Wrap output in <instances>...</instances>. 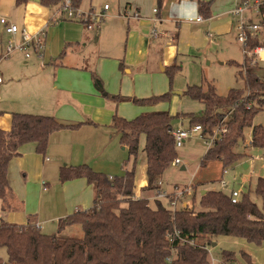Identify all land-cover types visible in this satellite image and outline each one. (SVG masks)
Listing matches in <instances>:
<instances>
[{"label":"trees","instance_id":"trees-1","mask_svg":"<svg viewBox=\"0 0 264 264\" xmlns=\"http://www.w3.org/2000/svg\"><path fill=\"white\" fill-rule=\"evenodd\" d=\"M30 0H15L22 5ZM82 0H73L78 7ZM52 8L62 0H39ZM211 1H199V12L206 18L211 16ZM264 11V7L262 8ZM264 44L260 38L252 39L248 47L253 49ZM233 62V61H232ZM238 73L245 82L243 87L229 88L220 95L210 83L189 85L188 94L204 105L203 114L150 111L127 119L115 114L108 128L120 134L119 140L132 157L130 169L123 174L110 177L95 170L87 163L65 165L60 170L59 180L84 177L95 189L94 205L87 210H77L59 220V234L43 233L37 225L28 222L17 224L0 221V248L7 253V260L0 264H210L207 244L221 236L243 238L247 242L261 245L264 242V178L260 177L255 193L261 198L258 204L249 193H240L237 202L221 190H208L201 194L200 209L180 199L181 206L173 209L160 198L153 204L146 197H135L136 160L140 136L145 135L147 185L145 190H161V176L177 157L176 141L172 135V120L176 116H191L190 124H200L204 137L215 134V128L226 123L224 132L216 131V137L201 160L206 165L210 160L222 161L224 170L245 157L235 150L243 130L252 126V145L264 149V124L252 125V119L264 110V77L259 64L252 66L246 59L237 64ZM170 82L180 66L168 67ZM93 79L102 88L97 74ZM250 91L247 94V91ZM106 96L117 102L131 100L139 105H154L169 99L170 92L149 97ZM228 121H223L231 111ZM92 121L68 122L54 115L28 112H13L8 130L0 128V198L6 204L13 196L8 181L9 161L20 154L19 148L27 142H35L39 152H45L51 134L61 129L78 130ZM193 202L195 195H193ZM80 225L82 237L62 236L60 231L70 225ZM175 232H178L176 234ZM208 239L203 244L198 239ZM184 239L185 241H181ZM250 262V255L242 251ZM224 263L235 261V253L223 250Z\"/></svg>","mask_w":264,"mask_h":264},{"label":"rangeland","instance_id":"rangeland-1","mask_svg":"<svg viewBox=\"0 0 264 264\" xmlns=\"http://www.w3.org/2000/svg\"><path fill=\"white\" fill-rule=\"evenodd\" d=\"M210 1L212 16H218L212 18L210 21L206 20L203 24L198 25L187 16L189 12H186V14L184 13L186 17L183 18L186 20L188 19V23L185 24L188 27L187 38L185 43L180 46H182V50H187V44H190L189 46H192V48L186 54L177 55V59L174 62L180 66V71L175 73L172 82H170L168 71V67H170L172 63H165L161 51L155 54L151 53L150 57L147 59H141L137 51H132V53H129V55L127 54L125 57V50H123V53L119 54L115 53L114 49L112 50V44H114V40L117 38L116 28L124 22H128L127 17L126 19L123 18L122 0H82L79 7L80 11H89L91 9L94 14H101V12H104L98 23L99 26H94L92 29H89L78 19L69 18L59 20L58 22L52 21L47 28H45V36H42V48L40 52H37L31 45L28 46L26 50L15 49L13 52L7 53L6 48L8 42L12 40L14 42L13 44L16 45L19 38L14 34L7 33L5 26L0 22V73L3 76V82L0 83V103L9 102L11 100L10 96L13 93L24 89L23 86L14 80L23 78L26 79L28 83H31V80L37 81L39 77L36 78L33 77V75L39 72L38 67L42 63L50 65L53 58H57L58 61H63L65 64L69 61H79L80 58L70 55V53L74 54V52L69 49L68 43L73 34H84L87 32L90 38L92 37L87 41L84 47V53H86L87 56H91V59L88 60L89 64L97 59V57L95 56V58L93 55L98 50L110 54L109 57H103V59L97 60V62L102 60L104 64L102 74L96 71L102 79L106 92L137 97L170 92L168 100L154 105H139L124 100L120 102L118 106H115L110 98L101 94L100 99L106 103L107 107L113 109V111L115 107H125L126 110L123 113L117 112V114L124 115L126 118H134L138 114L150 111H169L172 115H176L177 113H193L194 117L201 116L203 114L204 105L188 94L187 88L189 85L196 84L207 87L212 83L220 95L227 94L231 87H243L245 85L244 80L238 73L240 67H238L237 64L244 63L245 55L242 51V45L237 40L236 28L221 35H218V31L213 28L215 25L219 27L225 26V19L228 16H223L222 14L226 13L231 7L233 8L235 0ZM148 2H151L152 6H148ZM144 3V6H146L145 10L148 11L146 16L149 17L152 22L151 34L149 35L152 38L154 35L153 32L157 33L159 32L158 29H160V22L156 13L159 3L157 0H155V2L154 0H144ZM104 4H108L110 10L103 11ZM11 6L15 8L14 5ZM42 6L44 8L46 7L44 5ZM172 12L175 15L180 14L179 10H172ZM111 14L115 15V18L110 17ZM120 14H122V16H120ZM197 14L198 12L196 11L194 15L197 16ZM1 18H6L8 21L13 22V16H9L0 9V19ZM132 19H129L131 24L134 22ZM68 22L73 25H78V28H69L66 26ZM182 25H184V23ZM169 26L170 31L178 28L175 19L171 21ZM198 28H202L197 35V37L203 41L200 46L195 45L196 41L194 42L192 40L191 35L195 33ZM163 30L165 29H160V31ZM209 33H212L213 37L208 38ZM126 34L128 33L126 29H124L123 38L126 37ZM25 52L29 53V57L26 56ZM122 59L125 66H121L120 64ZM123 67L130 69V72L127 73ZM259 67V73L264 77V60L259 62ZM94 68H96V65ZM162 68H165V70H162ZM92 87L96 88L95 84ZM178 91H180L181 94H177L176 92ZM249 93L250 91L248 90L247 94ZM85 112L84 110L79 111L76 118L68 119L80 120L88 118L95 121L94 123L98 125L111 120H95ZM231 112L232 110L227 112L223 121L226 122L230 120ZM190 119L191 116H176L172 120L173 127L188 128L192 125L190 124ZM257 124H264V110L257 113L254 119H252V125ZM225 125L226 123H223L220 126L221 128H215V133L216 131H222L223 127H226ZM252 130V126L245 127L243 130V137L237 141L235 146V150L245 153V157L228 166L225 171V167L219 159L210 160L206 165L201 164L203 155L209 147L208 143H210V138L215 134L210 136V138L201 137V132L190 134L183 145L176 148V158H178L181 163L176 164L173 161L162 174L161 192L164 191L170 194L178 189L190 186V192L185 195L183 201L184 203H189L191 206H194L195 209H200L201 206V189L207 191L221 190L225 193H229L231 189H235L240 193H249L258 204H261V198L255 193V186L258 178H264V149L252 145ZM63 133L64 132L59 135ZM53 135L54 134H51L49 138L47 149H49ZM63 140L64 136L62 138V143ZM78 140L79 147L82 145L83 149L84 147L90 149V157L94 156V159L89 157L88 163L91 164L94 162V165H91L95 169L105 171L109 175L121 174L125 168L127 166L129 167L132 163V157H130L127 149H124L115 137L109 138L104 135L100 136V134L96 132L87 139L80 136ZM144 145L145 135L142 134L140 136L136 160L137 181H141L143 174H145V171L143 172L145 168L144 159L146 158L143 150ZM60 148L59 153L65 159L62 163L64 164L69 160L70 145H68L67 148L61 145ZM99 155H104L105 157L98 161ZM46 157L52 158V154L48 152L46 153ZM222 180L227 182L226 187L221 186ZM158 193V190H149L140 192V195L148 197L150 203L153 204L156 198H160ZM193 195H195L194 202L192 198ZM134 196L137 197L136 194H134ZM161 200L166 206L170 207L168 196L161 197ZM52 203H54V201L51 196L44 198V209L45 212L48 213V216L54 214L50 206ZM181 205V201L178 200L177 207ZM43 229L42 231L44 233L59 234L58 221H47ZM71 229V226L65 227L60 231V234L62 236L71 235V231H74L73 235H78L83 232L82 228H78V230ZM204 242H208V239L201 238L196 241V243L199 244H203ZM214 242L216 245L213 244ZM207 248L210 264H221L223 250L235 253L236 260L234 262L236 264H250L242 255V251L250 255L251 264H264V242L261 245H256L247 242L243 238L221 236L213 240L210 244H207ZM0 258L4 262L7 260V253L4 248H0Z\"/></svg>","mask_w":264,"mask_h":264},{"label":"crops","instance_id":"crops-1","mask_svg":"<svg viewBox=\"0 0 264 264\" xmlns=\"http://www.w3.org/2000/svg\"><path fill=\"white\" fill-rule=\"evenodd\" d=\"M157 1L159 5L156 13L160 22L159 26L160 29L162 28L165 30L160 31V29H158L159 32H153V37L156 38H151L149 35L151 34L152 22L150 18L146 16L148 11L145 10L146 6H144V0H122V14H124L123 18L126 19L127 17L128 22H124L116 28L117 38H115L114 44H112V50L114 49L115 53H123V50H125L124 55L126 57L127 54L129 55V53H132V51H137V54L141 59H147L150 57L151 53L155 54L161 51L162 55L164 56L165 63L167 62L169 64H173V62L177 59V55L186 54L192 48V46H189L190 44H187V50H182V46H180L181 44L185 43L187 38L188 27L185 24L188 23V19L186 20L183 18L186 17V12H189L187 16H189L192 21L198 25L203 24L206 20L210 21L212 18L217 16H212L211 14L209 18H206L203 15L202 20L198 21L197 17L202 16L199 12L200 0ZM235 4L236 1H234L233 7ZM11 5H14L15 8ZM42 5L39 1L34 0H30L29 2L22 5H17L15 0H0V9L9 16H13V23L18 24L21 27H27L31 33H36L39 30H44L45 32V28H47V26L52 21L58 22L59 20L66 19L64 13H62L63 10L61 4L52 8L47 6L44 8ZM147 5L152 6V3L148 2ZM79 7L80 4L78 9ZM231 9L232 7L228 9L226 13L222 14L223 16H228L225 19L226 22L224 27H219L217 25L213 26V28L218 31V35L227 33L228 31H231V29L236 28V18L230 15ZM172 10H179L180 14L175 15ZM196 11L198 12L197 16L194 15ZM83 12L93 11L90 9L89 11L84 10ZM122 14H120V16H122ZM110 17L115 18V15L111 14ZM129 19L134 20V22L131 24ZM174 19L178 28L170 31L169 24L171 21H174ZM81 23L86 26L84 22L81 21ZM183 23L184 25H182ZM66 26L69 28H78V25H73L70 22L66 23ZM124 29H126V32L129 34H126L125 38H123ZM201 29L202 28H198L195 33L191 34L192 40L194 42L196 41V46H200L203 42L197 37ZM16 36L20 38V35ZM210 37H213L212 33L208 34V38ZM91 38L87 32L84 34H73L72 38H70L68 46L69 49L74 52V54H71L69 50L68 52L70 55L80 58L79 61H69L65 64L63 61H58L57 58H53V61L50 63V65H45V63H42L38 67L39 72L33 75V77H39L37 81L31 80V83H28L27 80L23 78L14 80L23 86L24 89L22 91H16L13 93L10 96L11 100L9 102L0 103V128L5 130L10 129L13 112L54 115L63 121L68 122L93 121L88 118L80 120L68 119L76 118V115H78L79 111L83 110L95 120L99 121H108L109 119L112 120L113 116L117 114V112L123 113L126 110L125 107H115L113 111V109L107 107L106 103L100 99L101 94L105 95L103 93L105 88L103 83L102 88L96 85L95 80L93 79V74L95 73L98 76V72L102 74V68L104 65L103 61L100 60L97 62V60L103 59V57H109L110 54L98 50L93 55L94 57L96 56L97 59L89 64L88 60L91 59V56H87V54L84 53V47L86 46L87 41H89ZM120 64L121 66H125L123 59L120 61ZM95 65L96 68H94ZM124 69L127 73L130 72V69H127L126 67ZM162 70H165V68H162ZM99 78L101 77L99 76ZM94 84L96 88L92 87ZM121 96L130 97V99L137 97L130 95ZM149 96L151 95L143 97ZM107 97L110 98L115 106H118L119 103L122 102H117L116 99L110 96ZM127 101L133 102L132 99ZM119 116L126 118L124 115ZM111 120L100 125L86 124L78 130L61 129L56 133L54 132V135L50 141L49 149L43 153L37 150V145L35 142H27L22 144L19 148L20 154L13 157L8 163V181L9 185L11 186L13 196L9 199L8 204H6V202L0 198V213L2 215V219L17 224H27L28 222H31L37 225L42 231L44 230V224L49 220L58 221L59 224L60 219L66 217L74 211L90 209L94 205L95 199V189L93 185H91L84 177L73 178L65 182H61L59 180L60 170L65 165H79L87 163L92 166L91 164L94 163H88L89 159L94 157H90V149L86 147L83 149L82 145L79 147L78 138L80 136H83L85 139H87L94 133L98 132L100 136L104 135L108 136L109 138L115 137V139L120 143V134L107 127ZM62 132H64L62 134L64 136L63 143V136L59 135ZM61 145L65 146L66 148L68 145H70L69 160L64 164L62 163L65 161V159L59 153ZM123 148L126 149L125 147ZM48 152L52 154V158L46 157V153ZM103 157L105 156L99 155L98 161H100ZM144 166L145 168L143 172L145 171V174H143V178L141 181H137L136 179L135 194L137 197H146L144 195H140V192L149 191L145 190L144 188L147 185L146 158L144 159ZM130 167L131 165L129 167L127 166L121 174L130 169ZM109 176L112 177L115 175ZM161 188L162 187H160V189ZM50 196L54 201V203L50 204L51 210L54 212V214L48 216V213H46L44 209V198ZM70 226L72 228L71 230H78V228H81L79 227L80 225L78 226V224ZM71 233V235L65 236H83V232L82 234L78 235H73L74 231H71Z\"/></svg>","mask_w":264,"mask_h":264},{"label":"built area","instance_id":"built-area-1","mask_svg":"<svg viewBox=\"0 0 264 264\" xmlns=\"http://www.w3.org/2000/svg\"><path fill=\"white\" fill-rule=\"evenodd\" d=\"M235 6L230 10V15L236 18V30H237V40L242 45V51L245 55L246 61L255 66L259 64L260 61L264 60V44H259L253 49L248 47L249 42L252 39L260 38L264 39V11L262 8L264 7V0H235ZM62 10L66 16V19H78L86 24L89 29H92L94 26H99V21L101 20L104 12L101 14H94V12H83L78 9V7L74 6L73 0H62L61 2ZM109 8L108 4L104 5V10ZM137 15V14H136ZM202 16H198L197 20L201 21ZM0 22L5 26V30L9 34L20 35L19 41L16 45H14L13 41L10 40L8 42L6 51L7 53L13 52L15 49L26 50L28 46H33L34 49L40 52L42 48V36H45L44 30H39L36 33H31L27 27L19 26L16 23L9 22L6 18H1ZM26 56L29 57V53L25 52ZM3 81V76L0 73V83ZM225 129H222L221 132H224ZM172 135L175 137L176 147H181L185 140L189 137L190 134L195 132H201V137L206 138L202 134V126L200 124L191 125L188 128L183 127H172ZM215 135L210 138L209 147L212 145ZM176 164H180L181 161L176 158L174 160ZM221 186L226 187V181H221ZM159 197L168 196L169 204L173 209L177 207V201L183 199L186 194L190 192V186H186L184 188L178 189L173 193H167L161 190H158ZM232 196V201L237 202L240 196V192L233 189L230 191ZM2 220V215L0 213V221ZM178 234V232H175ZM181 241H185L181 239ZM208 249V248H207ZM221 264H236L231 261L228 263H224L223 260Z\"/></svg>","mask_w":264,"mask_h":264},{"label":"water","instance_id":"water-1","mask_svg":"<svg viewBox=\"0 0 264 264\" xmlns=\"http://www.w3.org/2000/svg\"><path fill=\"white\" fill-rule=\"evenodd\" d=\"M34 1H39V0H34ZM177 94H181V92L180 91H178V92H176ZM184 168V167H183ZM207 190H205V189H202V191H201V193L202 194H204L205 192H206ZM214 245H216V243L214 242L213 243Z\"/></svg>","mask_w":264,"mask_h":264}]
</instances>
